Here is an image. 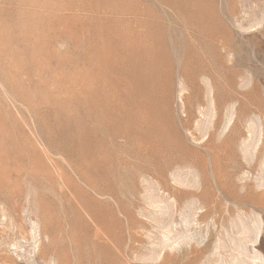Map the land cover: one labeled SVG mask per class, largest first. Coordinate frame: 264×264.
I'll use <instances>...</instances> for the list:
<instances>
[{"label": "rangeland", "instance_id": "374dc122", "mask_svg": "<svg viewBox=\"0 0 264 264\" xmlns=\"http://www.w3.org/2000/svg\"><path fill=\"white\" fill-rule=\"evenodd\" d=\"M0 264H264V0H0Z\"/></svg>", "mask_w": 264, "mask_h": 264}, {"label": "bare ground", "instance_id": "6f19581e", "mask_svg": "<svg viewBox=\"0 0 264 264\" xmlns=\"http://www.w3.org/2000/svg\"><path fill=\"white\" fill-rule=\"evenodd\" d=\"M260 23V22H259ZM257 24V23H256ZM232 120H233V117H229L228 118V120H227V125L226 126H229L231 123H232ZM233 124H234V122H233ZM232 124V125H233ZM250 133V132H249ZM247 139V138H246ZM260 139V138H259ZM254 142V141H253ZM257 143H259V142H257ZM253 146V145H252ZM255 147H256V145H255ZM92 210V209H91ZM95 214V213H94ZM98 218V217H97ZM35 221V220H34ZM38 223V222H37ZM32 224H34V222L32 223ZM38 225V224H37ZM169 226V225H168ZM35 228V227H34ZM33 229V228H32ZM38 229V228H37ZM259 233H260V230H258L257 231V233H256V235H255V238L257 239V237H258V235H259ZM33 234H34V232H33ZM39 234V233H38ZM39 237V236H38ZM172 238V237H171ZM178 241V240H177ZM176 242V241H175ZM173 244H174V242H173ZM38 245V244H37ZM36 245V246H37ZM166 247V246H165ZM165 247H163V248H165ZM168 247V246H167ZM171 248V247H170ZM166 249V248H165ZM168 249V248H167ZM163 251V250H162ZM162 253V252H161ZM160 254V253H159ZM159 256V255H158ZM162 256V255H161Z\"/></svg>", "mask_w": 264, "mask_h": 264}]
</instances>
